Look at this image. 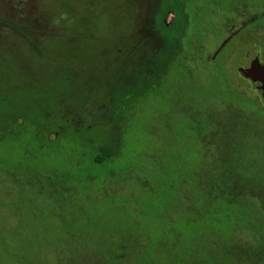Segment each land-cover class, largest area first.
Returning <instances> with one entry per match:
<instances>
[{
  "label": "rangeland",
  "instance_id": "obj_1",
  "mask_svg": "<svg viewBox=\"0 0 264 264\" xmlns=\"http://www.w3.org/2000/svg\"><path fill=\"white\" fill-rule=\"evenodd\" d=\"M150 2L0 0V23L105 78L139 44ZM188 14L183 55L115 154L97 146L112 122L103 91L59 140L44 127L42 147L32 132L0 142V264H264V103L240 72L246 54L264 63V0H189ZM4 36L0 112L11 83L36 79Z\"/></svg>",
  "mask_w": 264,
  "mask_h": 264
},
{
  "label": "trees",
  "instance_id": "obj_2",
  "mask_svg": "<svg viewBox=\"0 0 264 264\" xmlns=\"http://www.w3.org/2000/svg\"><path fill=\"white\" fill-rule=\"evenodd\" d=\"M188 1L151 0L140 25L143 31L139 44L105 78L89 76L88 67L83 61L66 56L50 58V47L37 42L29 43L23 32L0 23V40L4 44V35L10 33L32 54V60L28 62L31 66L19 71L28 75L36 73V81L16 80V85L11 83V89L7 91L10 95L3 100L0 112V142L7 136L32 132L42 147L48 139L45 128L49 129V134L66 131L57 137L59 140L72 133L68 131L69 123L73 120L70 114L86 106L92 92L103 91L110 98L112 122L104 130L105 141L97 142V146L104 143L110 150L109 154H115L120 147V135L132 118L137 103L161 84L184 53L183 41L190 24ZM170 14H174V20L168 24ZM38 58L46 59L36 63ZM11 67L10 60V69L13 70ZM19 71L15 68L13 73ZM72 72L75 77L70 75ZM83 74L86 79L82 78ZM101 133L94 139L93 146L103 138ZM105 158L101 155L97 161L102 163L104 160L101 159Z\"/></svg>",
  "mask_w": 264,
  "mask_h": 264
},
{
  "label": "water",
  "instance_id": "obj_3",
  "mask_svg": "<svg viewBox=\"0 0 264 264\" xmlns=\"http://www.w3.org/2000/svg\"><path fill=\"white\" fill-rule=\"evenodd\" d=\"M241 61V74L252 83L260 86L261 98L264 103V63L251 53L242 56Z\"/></svg>",
  "mask_w": 264,
  "mask_h": 264
}]
</instances>
